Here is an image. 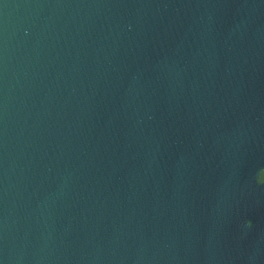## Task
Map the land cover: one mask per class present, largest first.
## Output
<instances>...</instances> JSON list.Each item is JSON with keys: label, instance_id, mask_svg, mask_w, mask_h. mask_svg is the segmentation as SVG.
I'll return each instance as SVG.
<instances>
[{"label": "water", "instance_id": "water-1", "mask_svg": "<svg viewBox=\"0 0 264 264\" xmlns=\"http://www.w3.org/2000/svg\"><path fill=\"white\" fill-rule=\"evenodd\" d=\"M0 264H264V0H0Z\"/></svg>", "mask_w": 264, "mask_h": 264}]
</instances>
